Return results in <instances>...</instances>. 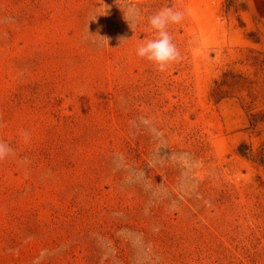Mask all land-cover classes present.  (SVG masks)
<instances>
[{
    "label": "rangeland",
    "instance_id": "rangeland-1",
    "mask_svg": "<svg viewBox=\"0 0 264 264\" xmlns=\"http://www.w3.org/2000/svg\"><path fill=\"white\" fill-rule=\"evenodd\" d=\"M101 2L0 0V264H264V0Z\"/></svg>",
    "mask_w": 264,
    "mask_h": 264
},
{
    "label": "clouds",
    "instance_id": "clouds-1",
    "mask_svg": "<svg viewBox=\"0 0 264 264\" xmlns=\"http://www.w3.org/2000/svg\"><path fill=\"white\" fill-rule=\"evenodd\" d=\"M123 12L130 28L134 31V25L129 17L139 20L140 16L138 9L135 7H129ZM106 14V8L100 0V7L95 8L90 13L88 23L90 21H95L98 16ZM184 19L185 11L178 9L175 6L161 7L157 12L149 16L147 18L146 30L151 33V38L142 40L139 43L135 52L136 56L150 62L158 72L163 73L167 71L173 63L180 59V53L176 45L173 43V38L169 29L173 25L180 24ZM98 39L101 44L108 47L107 38L98 37ZM127 41L126 38L121 37V46ZM4 126V123L0 121V128H3ZM20 135L26 143L31 139L30 133L27 131H21ZM14 154L15 153L9 144L0 141V161H4L6 158L13 156Z\"/></svg>",
    "mask_w": 264,
    "mask_h": 264
}]
</instances>
